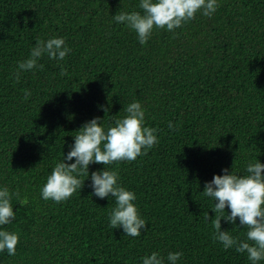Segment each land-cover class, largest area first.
I'll return each instance as SVG.
<instances>
[{
  "label": "trees",
  "instance_id": "1",
  "mask_svg": "<svg viewBox=\"0 0 264 264\" xmlns=\"http://www.w3.org/2000/svg\"><path fill=\"white\" fill-rule=\"evenodd\" d=\"M139 3L0 0V187L25 202L13 197L16 219L3 227L20 240L0 264H142L152 252L164 264L170 252L183 254L177 264H251L213 241L202 213L214 218V201L202 192L224 169L242 175L249 161L264 164V0H218L211 18L197 13L175 34L154 29L144 45L113 19ZM53 37L71 52L63 61L44 56L43 69L17 81L36 40ZM134 101L159 143L135 161L105 166L118 170L147 222L129 237L109 227L114 198L92 195L91 173L103 164H90L84 187L66 201L44 200L41 189L85 123L99 117L105 129L114 126ZM221 230L246 234L239 219L221 220Z\"/></svg>",
  "mask_w": 264,
  "mask_h": 264
},
{
  "label": "clouds",
  "instance_id": "2",
  "mask_svg": "<svg viewBox=\"0 0 264 264\" xmlns=\"http://www.w3.org/2000/svg\"><path fill=\"white\" fill-rule=\"evenodd\" d=\"M220 7L218 0H140L139 11L119 12L113 19L124 24L137 34L141 45L148 42L154 29H166L175 34V29L183 27L195 19L197 13L205 17L211 16ZM71 52L63 37H53L44 41L37 39L26 60L18 62L16 79L20 72L36 68L43 69L40 59L47 56L50 60L63 61ZM61 76L67 71L61 68ZM31 92L24 90L27 100ZM105 109V114L108 113ZM123 118L116 119L113 125L105 129L99 117L85 123L74 136V144L60 162L52 168L46 183L41 189L44 200L56 203L68 200L78 190L84 187L89 178L90 164H103L102 171L91 173L92 195L104 199L112 197L115 207L109 214V227L122 228L126 236L138 237L145 229L147 222L141 218L134 204L136 195L119 184L118 170H110L105 166L122 161L132 162L137 157L147 155V150L159 143L156 133L158 129L145 126V109L139 101H134L124 108ZM169 129L175 125L169 121ZM74 163H67L72 161ZM223 175H214L210 182L204 185L202 192L205 197L214 201L211 208L215 213L210 218L207 211L202 214L206 222L213 228V241L222 244L223 249H235L237 253L247 255L251 264L264 261V164L257 159L246 164L245 174H237L228 169ZM16 198L21 206L19 191L10 192L7 186L0 187V253L7 252L15 256L20 237L16 232H10L3 226L12 224L16 219L12 200ZM230 210L227 214L225 209ZM239 219V224L246 229L244 239L234 237L231 231L221 230V220L233 225ZM183 254L170 252L167 256L169 264H177ZM142 264H164V258L157 252L142 257Z\"/></svg>",
  "mask_w": 264,
  "mask_h": 264
}]
</instances>
